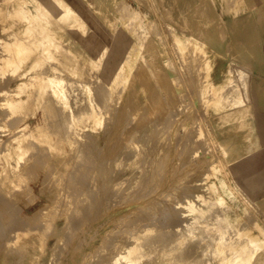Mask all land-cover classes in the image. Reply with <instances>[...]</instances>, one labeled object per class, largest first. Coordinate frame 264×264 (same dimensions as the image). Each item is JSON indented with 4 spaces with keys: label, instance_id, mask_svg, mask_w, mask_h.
<instances>
[{
    "label": "rangeland",
    "instance_id": "1",
    "mask_svg": "<svg viewBox=\"0 0 264 264\" xmlns=\"http://www.w3.org/2000/svg\"><path fill=\"white\" fill-rule=\"evenodd\" d=\"M48 1L0 0V86L8 81L0 91V108L21 81L37 75L30 88L31 99L24 103L28 108L23 106L30 110L22 108L16 114L18 124H28V129L42 125L51 134L49 141L58 140L66 150L61 152L56 146L50 152L46 142H35L34 150L20 160L19 170L12 169L16 166L13 157L10 167L1 172L0 218L5 233L0 236V264H66L68 260L67 264H122L114 261L120 242L130 243V234L142 236L146 230L152 233L141 238L144 245L161 235L171 241L170 245L163 243L166 251L161 250L162 243L149 247L150 260L143 258L147 264H156L157 259L163 262L157 264H222L211 253L218 249L215 238L225 231L224 238L239 242L235 233L245 225L264 250V202L259 199L264 194V0H58L69 11L65 14L70 17L63 15L64 20L43 9ZM39 8L41 18L36 16ZM5 36H10L6 38L12 45L15 36L22 41L25 37V43L35 47L27 43L30 53L33 49L31 55L25 54L27 59L16 54L20 60L15 59V70L10 63L15 46L5 43ZM176 38L187 48L181 49ZM4 44L11 47H5L7 55ZM34 63L36 68L28 71ZM238 68L245 73L244 83L231 87ZM226 76L230 82L223 84L220 93L203 90L209 83H223ZM49 78H61L70 91L64 88L60 95L52 94ZM48 92L52 93L47 97L57 101L45 98ZM237 97L242 105L250 104L253 114L254 140L247 148L240 144L239 133L222 121ZM50 104L55 106V117L44 113ZM56 104L59 110L62 107L63 117L70 113V120L68 115L59 120ZM1 109L3 149L19 130L7 124ZM96 118L101 123L94 126ZM58 124L64 132L61 128L54 132ZM227 189L232 190L230 195ZM189 199L192 210L185 205ZM217 208L228 221V230H224L227 222L216 216ZM242 221L247 223L241 226ZM41 240L43 254L35 249Z\"/></svg>",
    "mask_w": 264,
    "mask_h": 264
},
{
    "label": "bare ground",
    "instance_id": "2",
    "mask_svg": "<svg viewBox=\"0 0 264 264\" xmlns=\"http://www.w3.org/2000/svg\"><path fill=\"white\" fill-rule=\"evenodd\" d=\"M97 1V0H96ZM114 1V0H113ZM100 2H101V0H100ZM109 2V1H108ZM115 2V1H114ZM203 2V1H202ZM233 2V1H232ZM99 3V2H98ZM112 3V2H111ZM120 3L122 4V2L120 1ZM114 4V3H113ZM113 4H112V6H113ZM204 4V3H203ZM226 4V3H225ZM227 4H229V3H227ZM41 5H42V3H41ZM60 3H59V1L58 0H49L43 7V9H46V11L48 12V13H54V14H56V15H61L62 17H63V19H62V17L60 16V18L62 19V20H64V16L63 15H66L65 13H67V11H68V9H66V8H61L60 7ZM104 5H106V4H104ZM109 5H110V3H109ZM120 5V4H119ZM198 5V4H197ZM38 6V5H37ZM111 6V8H113ZM129 6V5H128ZM233 6V5H232ZM42 7V6H41ZM118 7V6H117ZM198 7V6H197ZM105 8V7H104ZM109 8V7H108ZM194 8V7H193ZM204 8V7H203ZM196 9V8H195ZM207 9V8H206ZM94 10V9H93ZM121 10V9H120ZM102 11V10H101ZM101 11H99V12H101ZM110 11V10H109ZM37 17H39V18H41V15H43V12L40 10V8H39V10L37 9ZM69 12V11H68ZM209 12V11H208ZM243 12V11H242ZM19 13V12H18ZM112 13V12H111ZM114 13V12H113ZM121 13V12H120ZM108 14V13H107ZM202 13H200V15H201ZM18 16V15H17ZM66 16H69L68 14L66 15ZM65 16V17H66ZM109 15H107V17H108ZM208 16H210V15H208ZM44 17V16H43ZM70 17V16H69ZM110 17V16H109ZM114 17V16H113ZM194 17V16H193ZM56 18V17H55ZM57 18H59V16H57ZM72 18V17H71ZM106 18V17H105ZM208 18V17H207ZM19 19V18H18ZM60 19V20H61ZM67 19V18H66ZM65 19V20H66ZM107 19V18H106ZM109 19V18H108ZM115 19V18H114ZM182 19H183V17H182ZM6 20V19H5ZM57 20V19H56ZM103 20V19H102ZM110 20V19H109ZM114 21V20H113ZM113 21H111V23L113 22ZM117 21V20H116ZM219 21V20H218ZM58 22V21H57ZM107 22H109V21H107ZM55 23V22H54ZM105 23V22H104ZM115 23V22H114ZM33 24V23H32ZM110 24V23H109ZM106 25V24H105ZM108 25V24H107ZM111 25V24H110ZM32 26V25H31ZM196 26V25H195ZM42 27V26H41ZM53 27V26H52ZM113 27H114V25H113ZM6 28H10V27H6ZM43 28V27H42ZM117 28V27H116ZM206 28V27H205ZM38 29V28H37ZM124 29V28H123ZM171 29V28H170ZM169 29V30H170ZM197 29V31H199V28H196ZM7 30V29H6ZM5 30V28H4V31H6ZM111 30V29H110ZM113 30H114V28H113ZM126 30H129V29H126ZM2 31H3V28H2ZM8 31H9V29H8ZM43 31H45V30H43ZM80 31V30H79ZM88 31V30H87ZM222 31V30H221ZM7 32V31H6ZM33 32H34V27H33ZM32 32V33H33ZM114 32V31H113ZM196 32V31H195ZM202 32V31H201ZM200 32V33H201ZM34 33H37V32H34ZM39 33H41V32H38V34ZM43 33V32H42ZM45 33V32H44ZM191 33V32H190ZM155 34V33H154ZM203 34V33H202ZM202 34H200V35H202ZM6 35V34H5ZM8 35H13V34H8ZM15 35V34H14ZM19 35V34H18ZM40 35V34H39ZM38 35V36H39ZM222 35V34H221ZM221 35H220V37H221ZM10 36H5L4 38H6V37H8V39H9V37ZM20 36V35H19ZM23 36V35H22ZM24 36H26V34L24 35ZM28 36V37H27ZM26 37L27 38H29V35H27ZM51 36V35H50ZM83 36V35H82ZM41 37H43V35L41 36ZM193 37V36H192ZM4 38L2 37V39L4 40ZM43 38H45L46 39V35L44 34V37ZM224 38V37H223ZM7 39V38H6ZM7 39V41H5V43H10L11 44V42H8L9 40ZM14 42H12V43H15L14 45H12L14 48H15V51H16V53H15V51H14V54L12 55V59H13V56H15L16 57V54L18 55V56H20L19 54H21L22 56L24 55V57H26L27 55H25V54H29L30 53V49H28V44H30V45H32L33 43L31 42V43H29V41L27 42V43H25V37L23 38L24 40L22 41V38H20L21 40H19V38H16L15 36H14ZM18 39V40H17ZM33 39V37L30 39V40H32ZM39 39H41L40 37H39ZM52 39V38H51ZM174 39V38H173ZM189 39V38H188ZM198 39V38H197ZM200 39V38H199ZM176 40V43H178V45L180 46V48L181 49H184L185 48V45L183 44V42L180 40V39H175ZM51 41V40H50ZM34 42V41H33ZM55 42H57V41H55ZM58 43V42H57ZM174 43H175V41H174ZM8 44H4V47H2V48H4V51H3V53H5V55H7V53L6 52H8V50L7 51H5L6 49H7V47L6 46H8ZM9 44V45H10ZM50 44V47H51V42L49 43ZM49 44H47V45H49ZM188 44V43H187ZM204 44V43H203ZM52 45H55V43L53 42V44ZM64 45V44H63ZM1 46V45H0ZM5 47H6V49H5ZM10 46H8V48H9ZM32 48L34 47V45H32L31 46ZM31 47H29V48H31ZM199 47V46H198ZM11 48V47H10ZM35 48V47H34ZM36 48H37V46H36ZM46 48L47 49H49L47 46H46ZM55 48V47H54ZM186 48H187V45H186ZM185 48V49H186ZM13 49V48H12ZM12 49H9V50H12ZM51 49V48H50ZM65 49V48H64ZM179 49V48H178ZM59 50V49H58ZM35 51H36V49H35ZM54 51V50H53ZM12 52H13V50H12ZM32 52H33V49H32ZM31 52V53H32ZM37 52V51H36ZM48 52H49V50H48ZM50 52H52V51H50ZM62 52H63V50H62ZM62 52H60L61 54H62ZM106 52V51H105ZM181 52V51H180ZM186 53H187V51H185ZM184 52V53H185ZM11 52L9 51V54H10ZM31 53H30V55H31ZM55 53H56V51H55ZM104 53V52H103ZM183 53V51H182V54H184ZM46 54V53H45ZM51 54V53H50ZM65 54H66V52H65ZM109 54V53H108ZM2 55H4V54H2ZM36 55V54H35ZM54 55V54H53ZM55 55H57V54H55ZM99 55H100V53H99ZM104 55V54H103ZM185 55V54H184ZM52 56V55H51ZM60 56V55H59ZM63 56V55H62ZM108 56V55H107ZM5 57V56H4ZM14 57V60H12V61H10V63L13 65V67H14V70L18 67V62H16V60L18 61V60H20V59H17V57L15 58ZM24 57H21V58H23V60H25V58ZM100 57V56H99ZM38 58H39V56H38ZM56 58V56L54 57V59ZM60 58H61V56H60ZM103 58H104V56H103ZM220 58V57H219ZM16 59V60H15ZM26 59H27V57H26ZM69 59V58H68ZM122 59V58H121ZM151 59V58H150ZM205 59V58H204ZM223 59V58H222ZM2 60H6V57L5 58H3L2 57ZM58 60V59H57ZM62 60V59H61ZM60 60V61H61ZM122 60H124V59H122ZM152 60V59H151ZM9 61H8V63H9ZM52 62V60L50 59L49 60V62ZM101 61H102V59H101ZM2 62H4V61H2ZM6 62V61H5ZM4 62V63H5ZM34 62H36V64H37V61H34ZM46 62H47V60H46ZM57 63L56 61H53V63ZM63 62H64V59H63ZM103 62V61H102ZM4 63H2L5 67H6V64H7V62L4 64ZM67 63H68V61H67ZM80 63V62H79ZM123 63V62H122ZM36 64L34 63V64H31L30 65V67H29V69H28V71L29 70H31V69H34V68H36ZM44 65H46L45 64V61H44V63H43ZM47 64H49V63H47ZM64 64V63H63ZM237 64V63H236ZM54 66V69H52L53 70V72H54V70L56 69V65H54V64H50V66ZM29 66V65H28ZM52 66V67H53ZM79 66V65H78ZM130 65H128V67H129ZM246 66V65H245ZM1 68H2V66H0ZM44 66H42V68H43ZM46 67V66H45ZM44 67V68H45ZM64 67V66H63ZM201 67H203V66H201ZM206 70H208L209 68H210V65L209 64H207L206 66ZM48 68V65H47V67H46V69ZM85 68H86V66H85ZM46 69H45V71H44V73L42 72L43 71V69H41V72L43 73V74H45V72L47 73V71L48 70H50V69H47V71H46ZM58 69V68H57ZM88 69H89V67H88ZM60 70V69H59ZM100 70H101V68H100ZM250 70V69H249ZM2 71V70H1ZM55 71H57L58 72V70H55ZM86 71V70H85ZM204 71V70H203ZM6 72V71H5ZM40 72V73H41ZM121 72V71H120ZM27 72H25V74H26ZM39 73V74H40ZM61 73V72H60ZM5 74V73H4ZM49 74V72L47 73V75ZM56 74H58V73H56ZM205 74V73H204ZM203 74V75H204ZM245 73L243 72V70L241 69V68H238V69H236V75L234 76V78H232V80H231V83H230V85L229 86H231V87H233V86H239V85H242L243 83H244V78H245V75H244ZM253 74V73H252ZM7 76H8V74H6ZM11 75V74H10ZM50 75L51 74H49V77H50ZM79 75H81V74H79ZM123 75V74H122ZM131 75V74H130ZM202 75V76H203ZM3 75H1V77H2ZM43 76H45V75H43ZM52 76H55V74L53 75L52 74ZM85 75H83V79L85 78L84 77ZM118 76V75H117ZM131 76H133V75H131ZM261 76V75H260ZM4 77V76H3ZM42 77V76H41ZM55 77H57V76H55ZM99 77V76H98ZM37 78V75H35V74H32V75H30L29 76V78H28V80H23V81H21L16 87H15V89L10 93L13 97H11V98H8V96H6L7 97V99H3L4 101L1 103V106L3 107L2 109H3V112H4V117H6V119L8 120V125L10 126H12V124H14V126L19 130L16 134H14L13 135V137H14V140L12 139V141L10 142L9 141V143H8V141L5 143L6 145H5V147L3 148V149H1L2 148V146H1V150H0V159H2L3 160V165H1L0 166V175H1V172L4 170V169H6V168H8V167H10V159L11 158H13V157H16V166H14V168H12V169H15L16 171L17 170H19V167H20V165H19V162H20V160L23 158V156L29 151V150H34V143L35 142H38V141H43V142H46L47 143V145H48V147L46 148L47 149V151H50V152H52V151H54V150H56V146H57V148L58 147H60L59 149H60V151L61 152H63V151H66L65 150V148L63 147V146H60L59 145V142H58V140H57V142H56V139H55V142L54 141H49L50 139H49V135L51 136V134H48V132L47 131H45L43 128H40V127H42V125L41 126H39V128H36L35 129V127H33V128H30V129H28V124H26V125H24V126H21L20 124H18L19 123V119H17L16 118V116L18 115V113L20 112V111H23V109L22 108H28V107H26V106H24V103L26 102V100H28V98H29V94H30V88L34 85V81H35V79ZM47 78V77H46ZM54 78V77H53ZM53 78H49L48 79V82H49V86L48 87H50L51 88V86H52V89L53 90H51V91H53L54 93H52V92H48L47 93V95H45V98L48 96V97H51L50 95H51V93L52 94H57V95H60L62 92H63V89L65 88L66 89V87H65V85L67 84H64V81L63 80H61V78H57V79H53ZM71 78V77H70ZM68 79V80H72V79ZM87 78V77H86ZM130 78V77H129ZM132 78V77H131ZM7 79V78H6ZM40 79V78H39ZM43 79V78H42ZM102 79V78H101ZM4 80L5 79H3V81H2V79H1V82H4ZM65 80V79H64ZM84 80H86V79H84ZM203 80V79H202ZM230 80V77H228V76H226L225 78H224V80H223V83H221V84H214V83H209L208 84V82H207V84L208 85H206L205 87H204V91H208V93H209V90L210 91H212L215 95L216 94H218V93H220V91L223 89V84L225 83V82H228ZM7 81V80H6ZM6 81H5V83H2L1 84V88H0V91H3L2 90V88L3 87H6L5 86V84L7 85L8 83H6ZM44 83H46V80H45V78H44ZM74 81H76V79L74 80ZM73 81V82H74ZM78 81V84H79V81L80 80H77ZM117 81H119V80H117ZM134 81V80H133ZM204 81V80H203ZM202 81V82H203ZM8 82V81H7ZM70 81H68V83H69ZM72 82V81H71ZM83 82V81H82ZM230 82V81H229ZM42 83H43V80H42ZM42 83H41V85H42ZM85 83V82H84ZM89 83V82H88ZM104 83V82H103ZM117 83V82H116ZM123 82H121V84H122ZM135 83V82H134ZM4 84V85H3ZM36 84V83H35ZM72 84H74V83H72ZM82 84V83H81ZM101 84V83H100ZM117 84H119V83H117ZM117 84H116V86H117ZM227 84V83H226ZM69 85V84H68ZM68 85H67V87H68ZM75 85V84H74ZM73 85V86H74ZM83 85V84H82ZM81 85V86H82ZM102 85V84H101ZM100 85V86H101ZM120 85V84H119ZM3 86V87H2ZM43 86H44V84H43ZM71 86V85H70ZM76 86V85H75ZM80 86V85H79ZM78 86V88H80ZM97 86V85H96ZM98 86H99V83H98ZM103 86V85H102ZM116 86H113L114 88L116 87ZM39 87H40V85H39ZM42 87V86H41ZM48 87H46V88H48ZM105 87H107V86H105ZM105 87H103L102 89H104ZM44 88H45V86H44ZM44 88H42L43 90H44ZM71 88H73V87H71ZM76 88V87H75ZM78 88H76V89H78ZM85 88V87H84ZM100 88V87H99ZM142 88V87H141ZM207 88V89H206ZM39 89V88H38ZM68 89H69V87H68ZM82 89V88H81ZM98 89V88H97ZM102 89H100V90H102ZM36 90V92H38L37 91V89H35ZM48 90V89H47ZM67 90V89H66ZM79 90V89H78ZM92 90V89H91ZM100 90H99V92H100ZM105 90V89H104ZM6 91H7V88H6ZM8 91H9V89H8ZM45 91V90H44ZM43 91V92H44ZM48 91H50V90H48ZM67 91H70V90H67ZM74 91V90H73ZM97 91V90H96ZM66 92V91H65ZM78 92V91H77ZM92 92V91H91ZM90 92V93H91ZM104 92V91H103ZM103 92H102V94H103ZM256 92V91H255ZM68 93V92H67ZM67 93H65L66 95H67ZM73 93V92H72ZM74 93H76V92H74ZM39 94H40V92H39ZM44 94H45V92H44ZM80 94V93H79ZM96 94V93H95ZM206 94V93H205ZM211 94V93H210ZM5 95V94H4ZM36 95V93H35V91H34V96ZM41 95V94H40ZM72 95V94H71ZM70 95V96H71ZM78 95V94H77ZM77 95H75V96H77ZM86 95H88V94H86ZM99 95V94H98ZM207 95V94H206ZM233 95V94H232ZM1 96V95H0ZM3 96V95H2ZM63 96V95H62ZM97 96V95H96ZM100 96V95H99ZM120 96V95H119ZM119 96H118V98H119ZM47 97V98H48ZM53 97H55V95H53ZM74 97V95L72 96V98ZM79 97V96H78ZM101 97H102V95H101ZM210 97V96H209ZM213 97V96H212ZM34 98V97H33ZM68 98V97H67ZM66 98V99H67ZM76 98V97H75ZM79 98H81V97H79ZM89 98H91L90 99V102H91V100H92V97H89ZM98 98H100V97H98ZM221 98V97H220ZM29 99H31V98H29ZM49 99V98H48ZM52 99V98H51ZM63 99H65V97H62V101L64 102V100ZM85 99V98H84ZM212 99V98H211ZM222 99V98H221ZM35 100V99H34ZM54 100H56L55 98H54ZM54 100H50L49 99V101L50 102H53ZM73 100H75L74 98H73ZM1 101V100H0ZM43 101H45V100H43ZM57 101V100H56ZM76 101V100H75ZM74 101V102H75ZM82 101H84L83 99H82ZM103 101V100H102ZM215 101H217L218 102V100H217V98L215 99ZM47 102H48V100H47ZM46 102V103H47ZM60 102V101H59ZM69 102V101H68ZM67 102V103H68ZM77 102V101H76ZM89 102V103H90ZM105 102H107L106 100H105ZM103 103L104 105L106 104V103ZM109 102V101H108ZM203 102H207V99L206 98H204V101ZM29 103V102H28ZM80 103V102H79ZM96 103V102H95ZM110 103V102H109ZM220 103V102H219ZM43 104V103H42ZM44 104H45V102H44ZM44 104L42 105V107H44ZM61 104V103H60ZM59 104V105H60ZM74 104V103H73ZM85 104L86 103H84V106H85ZM91 104H92V102H91ZM90 104V105H91ZM29 105V104H28ZM50 105H52V107H49V105H47L46 107V111L44 110V113H46V112H48V114L50 115V113L52 114L51 116H53V114L54 113H52L53 112V110L55 109V106H54V109H53V105L54 104H50ZM69 105H70V103H69ZM80 105V104H79ZM88 103L86 104V106H85V108H87L88 106ZM89 105V106H90ZM216 105H218V104H216ZM232 105V107H233V109L232 110H230L229 112H226L225 114H223V116H222V121H223V125H231V128H232V130L234 131V133H239V142H240V144H242V147L243 148H247L248 146H250V145H252V142H253V140H254V126H253V123H252V116H251V114H252V112H251V107H250V104L247 102H244L243 103V105H242V99L241 98H239V97H237L234 101H233V103L231 104ZM24 106V107H23ZM56 106H57V104H56ZM72 106V105H71ZM71 106H69V107H71ZM78 106V105H77ZM83 106V105H82ZM95 106V105H94ZM94 106H93V108H94ZM100 106V105H99ZM108 106H110V105H108ZM112 106V105H111ZM60 107V106H59ZM92 107V106H91ZM96 107H98V106H96ZM101 107V106H100ZM24 108V109H25ZM73 108V107H72ZM99 108V107H98ZM104 108H105V106H104ZM104 108H101V109H104ZM110 108V107H109ZM217 108V107H216ZM1 109V108H0ZM1 109V110H2ZM22 109V110H21ZM80 109V108H79ZM78 109V110H79ZM88 109H89V107H88ZM87 109V110H88ZM90 109H92V108H90ZM96 109V108H95ZM114 109V108H113ZM219 109V108H218ZM28 110H30V109H28ZM27 109H25V111L27 112L28 111ZM59 109H58V106H57V111H58ZM61 110H63L62 109V107H61V109L58 111V114L59 115H57L56 114V112H55V115H57V117H59V120H63V118L64 119H66L65 118V115L67 116L68 115V120H70L69 118V114L70 113H68V114H66L65 113V115H64V117L62 116L63 115V113L61 112ZM69 110V109H68ZM74 108H73V114H74ZM80 110H82L83 111V109H80ZM84 110H86V109H84ZM94 110V109H93ZM97 110V109H96ZM111 110V109H110ZM25 111L24 112H22V113H25ZM55 111V110H54ZM89 111V110H88ZM87 111V112H88ZM91 111V110H90ZM89 111V112H90ZM98 111H100V109L98 110ZM104 110H102V112H103ZM106 111H108V110H106ZM106 111H104V113H106ZM0 112H2V111H0ZM30 112V111H29ZM64 112V111H63ZM67 112V111H66ZM21 113V112H20ZM82 113V112H81ZM81 113H79V114H81ZM95 113V110H94V112L92 111V114H94ZM17 114V115H16ZM78 114V115H79ZM84 114H86L85 112H84ZM97 114H98V112H97ZM96 114V115H97ZM26 115H29V114H26ZM72 115V114H71ZM104 115V114H103ZM103 115H102V117H103ZM253 115V114H252ZM19 116V115H18ZM74 116V115H73ZM75 116H77V115H75ZM3 117V116H2ZM24 117H26V116H24ZM44 117H46L45 116V114H44ZM53 117H55V116H53ZM104 117H105V115H104ZM22 119H23V117H21ZM79 118V117H78ZM91 118V117H90ZM57 119V118H56ZM72 119V118H71ZM106 119V118H105ZM1 120V119H0ZM5 120V119H4ZM61 120V121H62ZM75 120V119H74ZM2 121V120H1ZM45 121V120H44ZM58 121V120H57ZM105 121V120H104ZM65 122V121H64ZM2 122H0V124H1ZM54 123H55V118H54ZM70 123V122H69ZM68 123V124H69ZM72 123V122H71ZM101 123V120L100 119H98L97 120V118L95 119V123L93 124L94 126H96V124H100ZM7 124H5V125H7ZM57 124V123H56ZM61 124H63V123H61ZM2 125V124H1ZM47 125V124H46ZM54 125V124H53ZM64 125V124H63ZM62 125V126H63ZM89 125V124H88ZM48 126V128H49V125H47ZM44 127V126H43ZM71 127V126H70ZM47 128V129H48ZM50 128L52 129V127L50 126ZM49 128V129H50ZM58 128H59V124H58V127H57V125H56V130L54 131L55 133H56V131L58 130ZM61 128V127H60ZM59 128V129H60ZM93 128V127H92ZM61 129H63V132L65 131L64 129L65 128H61ZM53 130V129H52ZM52 130H50V133L52 132ZM71 130V129H70ZM74 130V129H73ZM88 130V129H87ZM107 131H108V129H106ZM62 131V130H61ZM78 132V131H77ZM105 132V131H104ZM55 133H53V134H55ZM90 134V133H89ZM64 135V134H63ZM89 136V135H88ZM88 136H86V137H88ZM92 137L94 136L93 134L91 135ZM91 136H90V138H91ZM96 136V135H95ZM66 137V136H65ZM12 138V137H11ZM61 138V137H60ZM59 138V139H60ZM64 138V137H63ZM67 138V137H66ZM69 138V137H68ZM89 138V139H90ZM95 139H96V137H95ZM64 140H66V139H63V141ZM68 140V139H67ZM67 140H66V142H67ZM93 141H94V139H92ZM87 141H89V140H87ZM97 141V140H96ZM62 143V142H61ZM65 143V142H64ZM89 143V142H88ZM93 143V142H92ZM67 144V143H66ZM90 144H91V141H90ZM89 145V144H88ZM91 146V145H90ZM92 147V146H91ZM220 155V154H219ZM101 160H103V159H101ZM108 160V159H107ZM217 161V160H216ZM221 161H222V159H221ZM101 163H103L102 161H100ZM105 162L107 163V161H106V159H105ZM104 162V163H105ZM109 162V161H108ZM99 165H100V163H99ZM108 165H110V164H108ZM209 166V165H208ZM101 167H103L104 169H105V166L102 164L101 165ZM100 168V167H99ZM102 168V169H103ZM11 169V170H12ZM210 169V168H209ZM207 170H208V168H207ZM206 170V171H207ZM209 172H210V170H209ZM207 174V173H206ZM231 174V173H230ZM205 175V174H204ZM232 176V175H231ZM218 179V178H217ZM221 179V178H220ZM231 179V178H230ZM206 180V179H205ZM234 180V179H233ZM220 185V184H219ZM190 187V186H189ZM177 187H175V190L177 191V189H176ZM223 188H225V187H223ZM238 188V187H237ZM192 188H190V190H191ZM189 190V189H188ZM228 190V189H227ZM236 191V190H235ZM193 191H191V193H192ZM222 192V191H221ZM226 193H227V191H225ZM187 193V192H186ZM199 193V192H198ZM232 193V190H228V195H230ZM189 194V193H188ZM188 194H186V195H188ZM245 194V193H244ZM203 195V194H202ZM189 196V195H188ZM187 197V196H186ZM208 197H211V195L210 196H208ZM190 198V197H189ZM204 198H206V197H204ZM213 198V197H212ZM218 198H219V201L220 202H222L223 201V198L221 197V194H219V196H218ZM232 199V198H231ZM248 199V198H247ZM259 199H261L263 202H264V194L263 195H260V198ZM186 200V199H185ZM185 200H184V202H185ZM193 200H195V199H193ZM237 200V199H236ZM251 200V199H250ZM202 201H204V200H202ZM206 202V201H205ZM251 202V201H250ZM181 203V202H180ZM216 203V202H215ZM237 203V202H236ZM252 203V202H251ZM195 204H196V202H195ZM205 204V203H204ZM217 204V203H216ZM246 204V203H245ZM254 204V203H253ZM163 205V204H162ZM162 205H161V208H162ZM184 205V204H183ZM185 205L190 209V210H192L193 208H192V204H191V200L189 199L188 201H187V203H185ZM208 205V203L206 204V206ZM180 206V205H179ZM255 206V205H254ZM257 206V205H256ZM182 207V206H181ZM181 207L179 208V209H181ZM163 208H164V205H163ZM183 208V207H182ZM192 208V209H191ZM185 209V208H184ZM209 209V208H208ZM222 209H224V207L222 208ZM249 209V208H248ZM183 210V209H182ZM181 210V211H182ZM207 210V209H206ZM260 210V209H259ZM186 210H184V212H185ZM200 211H201V209H200ZM216 211H218L219 212V214H218V212H217V214H216V216H220L221 217V220H222V222H227V225H226V228H224V230H228V221H226V219L225 218H223V216H222V213H220V210H218V208L216 209ZM216 211H215V213H216ZM263 213V212H262ZM202 214V213H201ZM245 214H247V213H245ZM165 215L167 216V213H165ZM263 215H264V213H263ZM262 215V216H263ZM199 216H201V215H199ZM192 217H194V215L192 216ZM191 217V218H192ZM246 217V216H245ZM195 218V217H194ZM246 218H248V220H249V217H246ZM198 219V218H197ZM253 219V218H252ZM252 219L250 220V221H252ZM199 220V219H198ZM197 220V221H198ZM181 219H180V223H181ZM196 221V222H197ZM201 221V220H200ZM249 221V222H250ZM255 221V220H254ZM184 222V221H183ZM5 222H3V220L0 218V236L1 235H4V233H5V230H4V224ZM179 223V222H178ZM245 223H247V222H245ZM245 223H243V221H242V224H241V226H244V224ZM257 223V222H256ZM255 223V224H256ZM177 224V223H176ZM175 224V225H176ZM250 224V223H249ZM248 224V225H249ZM264 224V223H263ZM252 225H253V222H252ZM177 226H180L179 224L177 225ZM246 226V225H245ZM242 227V231L241 230H239L238 232H234L235 233V236L234 237H236V238H239V242L238 241H234V239L233 238H228V239H226V238H224V232L225 231H221L220 232V235L218 236V237H216L215 239H218L219 240V242H218V249H213L212 250V252L211 253H213V255L212 256H215V257H218L219 259H220V261H221V263L222 264H225L226 262H227V264H264V259L262 258V254L264 253V250H263V246L262 245H260L259 243H257L255 240H254V238H255V236L254 235H250V234H248V232H249V227L248 226H246V227ZM256 226V225H255ZM248 227V228H247ZM260 227V226H259ZM262 228V227H261ZM176 229V228H175ZM230 229V228H229ZM239 229H241L240 228V226H239ZM152 233V231L151 230H149V231H145L144 233H143V235L142 236H137V235H134V234H130V237H129V239H130V243H127V244H121V242H120V244H119V252H117V254L115 253V256H114V261L115 262H117V261H120L119 263H121V261H122V264H137V263H139L141 260H143V258H148L147 257V255H149V253H150V251H151V249H149V247H151V248H153V247H156V245L158 246V245H160L161 243V245H162V249L161 250H164V247L166 246V245H170V243H171V241H170V239L168 238V240L166 241L165 239H167V237L164 239L163 237H162V235H161V237H159L158 239H156L154 242H152L151 244H143L142 243V241H141V238L142 237H144V236H146V235H149V234H151ZM170 234V233H169ZM166 234H164V236H165ZM242 236H243V238H244V240H243V238H242ZM183 237V236H182ZM232 237V236H231ZM240 238H242V239H240ZM233 239V240H232ZM223 240V241H222ZM263 240V239H262ZM214 241V240H213ZM216 242V243H217ZM163 243H165L166 245L165 246H163ZM213 243V242H212ZM160 245V246H161ZM167 247V246H166ZM157 248V247H156ZM36 251L38 252V253H41V254H43L44 252H45V243L43 242V240H41V241H39L38 242V244L36 245ZM77 249V248H76ZM75 249V250H76ZM169 249H170V246H169ZM174 250V249H173ZM78 251V250H77ZM164 251H166V249L164 250ZM168 251V250H167ZM170 251V250H169ZM74 252H76V251H74ZM160 252V251H159ZM163 252V251H162ZM53 253H54V250H53ZM77 253V252H76ZM100 253H103V251H101ZM99 253V254H100ZM164 253V252H163ZM166 253V252H165ZM98 254V255H99ZM78 255V254H77ZM103 255V254H102ZM53 256V255H52ZM73 256V255H72ZM71 255H70V257H72ZM54 257V256H53ZM52 257V258H53ZM100 257V256H99ZM98 257V258H99ZM173 257V256H172ZM175 257V256H174ZM173 257V258H174ZM177 258H178V255L176 256ZM175 257V258H176ZM52 258H51V260H52ZM101 258V257H100ZM99 258V259H100ZM176 258V259H177ZM214 258V257H213ZM70 259V258H69ZM84 259H86V258H84ZM167 259V258H166ZM176 259H173L174 261H176ZM70 260H72V258L70 259ZM88 260H89V258H88ZM145 260V259H144ZM143 260V262L145 263V264H147V263H149L148 261H144ZM148 260H150V258H148ZM162 259H157L156 261L155 260H153V262L155 261V263L157 264V263H161L162 261H161ZM214 260V259H213ZM224 260H227L226 262H224ZM87 261V260H86ZM35 262V260H32V263H34ZM52 262V261H51ZM69 262V260L67 261V263ZM91 261L89 260V262L88 263H90ZM113 262V261H112ZM142 262V263H143ZM177 262V261H176ZM176 262H174V264L176 263ZM66 263V264H67ZM97 263V262H96ZM108 262L106 261V263H104V264H107ZM141 263V264H142ZM152 263V262H151ZM163 263V262H162ZM215 263V262H214ZM77 264V263H76ZM84 264H87V263H85V261H84ZM109 264H111V263H109ZM114 264V263H113ZM140 264V263H139ZM154 264V263H153ZM178 264V263H177ZM180 264V263H179ZM183 264V263H182ZM208 264V263H207Z\"/></svg>",
    "mask_w": 264,
    "mask_h": 264
}]
</instances>
